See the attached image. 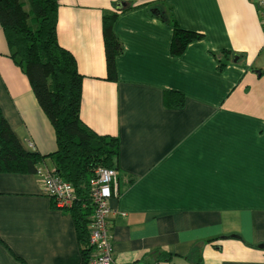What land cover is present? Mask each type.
<instances>
[{
	"label": "crops",
	"instance_id": "crops-1",
	"mask_svg": "<svg viewBox=\"0 0 264 264\" xmlns=\"http://www.w3.org/2000/svg\"><path fill=\"white\" fill-rule=\"evenodd\" d=\"M155 8L202 37L172 55L173 28ZM112 12L122 45L116 81L106 77L102 34ZM56 36L82 76L81 121L118 139L113 258L264 264V27L255 1L58 0ZM167 90L184 104L165 106ZM0 113L25 150L55 151L54 128L1 26ZM38 166L55 168L48 156ZM81 249L69 208L34 172H0V264H83Z\"/></svg>",
	"mask_w": 264,
	"mask_h": 264
},
{
	"label": "trees",
	"instance_id": "trees-1",
	"mask_svg": "<svg viewBox=\"0 0 264 264\" xmlns=\"http://www.w3.org/2000/svg\"><path fill=\"white\" fill-rule=\"evenodd\" d=\"M58 0H0V26L9 57L26 75L41 109L55 131L56 149L48 155L25 150L0 113V172L31 173L46 156L51 157L57 174L71 183L76 199L69 211L81 243L83 264L91 256L87 224L92 207L89 203V180L96 167L115 168L119 144L110 135L89 129L79 117L82 76L73 55L57 41ZM172 28L170 52L181 54L187 44L202 37L201 33L178 26L173 14L155 8ZM116 13L102 18L106 77L117 80L116 57L122 45L113 32ZM167 107H181L184 96L165 91ZM161 253V257L164 256ZM191 258L192 255L190 256ZM169 257L165 259H168Z\"/></svg>",
	"mask_w": 264,
	"mask_h": 264
},
{
	"label": "built area",
	"instance_id": "built-area-1",
	"mask_svg": "<svg viewBox=\"0 0 264 264\" xmlns=\"http://www.w3.org/2000/svg\"><path fill=\"white\" fill-rule=\"evenodd\" d=\"M255 1L264 27V0ZM41 181L45 193L54 199L58 208H70L75 199L71 183L60 177L55 168L38 166L34 171ZM118 195L117 172L115 168L98 166L89 180L88 198L92 207L87 224L88 242L92 247L90 259L86 264H139L137 262L119 263L112 255L109 217L112 209L109 200Z\"/></svg>",
	"mask_w": 264,
	"mask_h": 264
},
{
	"label": "water",
	"instance_id": "water-1",
	"mask_svg": "<svg viewBox=\"0 0 264 264\" xmlns=\"http://www.w3.org/2000/svg\"><path fill=\"white\" fill-rule=\"evenodd\" d=\"M126 3L125 2H123V1H119L118 3H116V7L118 8V9H122V8H124L126 5H125ZM254 72H256L257 74H259V70H257V69H254ZM230 236H232V237H238V235L237 234H231ZM258 246H262V244H260V245H258Z\"/></svg>",
	"mask_w": 264,
	"mask_h": 264
}]
</instances>
